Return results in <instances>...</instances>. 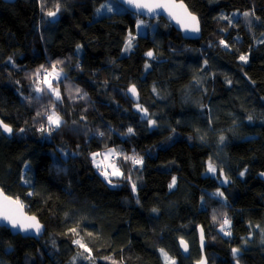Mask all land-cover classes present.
Here are the masks:
<instances>
[{
	"label": "trees",
	"instance_id": "obj_1",
	"mask_svg": "<svg viewBox=\"0 0 264 264\" xmlns=\"http://www.w3.org/2000/svg\"><path fill=\"white\" fill-rule=\"evenodd\" d=\"M106 1L0 0V122L13 130L0 128V189L45 227L37 240L1 228L0 264H165L160 249L195 264L198 228L208 264H236L232 248L239 264H264V0H180L200 22L191 40L117 3L121 11L95 18ZM58 60L55 101L33 74ZM53 101L62 123L49 135L38 129ZM107 148L122 154L112 184L92 164ZM225 215L230 236L219 230Z\"/></svg>",
	"mask_w": 264,
	"mask_h": 264
},
{
	"label": "snow or ice",
	"instance_id": "obj_2",
	"mask_svg": "<svg viewBox=\"0 0 264 264\" xmlns=\"http://www.w3.org/2000/svg\"><path fill=\"white\" fill-rule=\"evenodd\" d=\"M125 3H127L130 7L136 9V10H141V9H146L148 14H153L155 13L156 9H164L169 13L170 16L173 17V19H176L177 23L180 24L181 28L186 31V32H198L199 31V26H198V20L194 15H191L190 13H187L185 10V16L184 18H181L178 14H176L173 9L176 8H181L183 9L184 6L183 4L176 5L174 3L168 2V0H125ZM42 10H43V5H42ZM59 4L56 6V11H46L45 15L48 17H55L57 13L59 12ZM101 9H97V12H100ZM107 11H112V9L109 7L107 8ZM250 15H253L250 12H244L243 16L245 18H248ZM221 19H228L229 24L232 23L231 18L227 17H221ZM143 24L142 20L137 21V27H140ZM135 39L134 36L129 34V38L126 40L125 45H124V51H131L133 48V40ZM221 45H223L225 48L228 47L227 44L223 40L220 41ZM80 45H77V50L80 49ZM145 55L149 59H154V53L152 51H148L145 53ZM241 61L247 62V57L246 56H241L240 57ZM63 61H56L51 65V70L46 68L44 65H41L36 72L33 74L35 77V80L38 84H46L48 92L51 93L52 96L55 97V101H60L61 100V95L59 92V84L56 83L54 84V81H59L61 79L63 69L59 68L58 66L61 65ZM79 67V65H77ZM150 67V65L146 62L145 63V68L147 69ZM35 91L37 93H43L44 88L37 86L35 88ZM155 91V89H153ZM75 92L79 94L81 92V89L76 88ZM128 92L132 94V96H137V90L135 85H132L128 88ZM86 95V94H85ZM84 98V97H81ZM55 101L52 102L51 104V110L50 112L44 113L47 118V127L45 125L41 124L40 128L38 129L41 132H47L49 135L51 133L59 128L62 123V117L58 114L56 111V103ZM137 110L141 111L145 117L148 116L147 110L141 108L139 105H137ZM37 115H41V113H37ZM251 120V117H249ZM154 121L149 119L148 124L149 126L154 125ZM0 128L3 129V132L11 134L12 133V128L6 124H3V122H0ZM21 132L24 131V129H20ZM128 134H134L132 128H128ZM99 135L103 136L104 133H99ZM225 138L223 136L220 137L221 142H223ZM101 155L100 153H93L92 154V159L94 165H96L98 168L101 167V164L97 163L96 161V156ZM113 155H122L120 153H117L115 149H109L106 153L103 154V159L105 161H108V164L104 166L103 170L100 171V175L104 177L106 181H108L110 184L113 183V181L110 179L112 176H121L123 173L120 170V167L116 164L114 160H110L109 158ZM125 160H131L134 165L136 164H142L143 159L136 157V156H123ZM27 168V165L25 166ZM108 168H111V172L108 171ZM208 171L215 173L216 168L215 166L209 162L208 166ZM241 176L244 175V172L240 173ZM261 175H264V173H261ZM23 182L28 183L27 180H24ZM227 178H225V183H227ZM176 183V178H172V183L169 184V188L171 189ZM113 186H115L113 184ZM133 191H135V184H133ZM31 195V193H29ZM217 196L223 197L224 193L217 191L215 194ZM23 204L19 199L13 200L12 198L4 195L3 192H0V222H6V225H10L12 229H16L19 232H23L25 234H28L29 232H34L35 234L39 235L41 231V224L36 220V218L26 216L23 212ZM156 209H153V212H155ZM213 220H216L215 215L213 216ZM258 227V226H257ZM220 232L224 234V236H230L231 235V230H230V220L228 217L225 215L223 222L220 224ZM73 233H76V229H70ZM262 236H264V230H262ZM201 242H202V247H203V233H201ZM264 243V239L261 241ZM73 243L77 244L80 248L84 249L85 252L89 253V256L91 255L90 249L86 247L84 243H82L80 240H74ZM181 246L184 247L185 251H187V245L183 240L180 241ZM232 257L234 260H236V264H239V253L241 249L239 248H232ZM161 255L164 257L165 264H175V260L172 259L171 257L168 256L167 252L164 251V249H160ZM198 264H206V260L204 258H201L200 261H198Z\"/></svg>",
	"mask_w": 264,
	"mask_h": 264
},
{
	"label": "water",
	"instance_id": "obj_3",
	"mask_svg": "<svg viewBox=\"0 0 264 264\" xmlns=\"http://www.w3.org/2000/svg\"><path fill=\"white\" fill-rule=\"evenodd\" d=\"M114 2H116L117 4H119L120 6H122L124 9H126L128 12L132 13L133 15H136V16H139L143 19H146V20H155V19H159V18H162L164 19L169 25H171L176 31L180 32L182 34V36L185 38V39H188V40H191V39H197V38H200V33H201V26H200V22H199V19L196 15H194L193 13L190 12V10L188 9L187 5L183 2V1H180V0H168V2L170 3H174L176 5H180V4H183L184 8L181 9V8H176V9H173V11L178 14L179 16H181V18H184L185 16V10L187 13H190L191 15H194L197 20H198V26H199V31L198 32H186L184 31L180 24L177 23L176 19H173L172 16L169 15V13L167 11H165L164 9L160 8V9H156L155 10V13L153 14H148L147 13V10L146 9H141V10H136L132 7H130L127 3H125V0H113ZM2 2L4 3H7V4H11L13 2H15V0H2ZM0 192H3L1 189H0ZM4 193V192H3ZM4 195H6L4 193ZM8 196V195H6ZM10 197V196H8ZM12 198L13 200H15V198L13 197H10ZM22 212L26 215V216H29V217H33L34 215H30L26 212L25 208L23 207L22 209ZM36 218V220L41 224V231L39 233V235L35 234L34 232H29L28 234H25L23 232H19L18 230L16 229H12L10 225H6V222H0V229L3 228L7 231H9V233L12 235V236H20L22 238H30V239H35L37 240L40 236L43 235L44 231H45V227L44 225L38 220V218L36 216H34ZM201 233L202 230L200 228H198V236H199V244H200V252H201V258H204L206 260V264H208V261L206 259V256L204 255V249H205V245H206V242L204 240V235H203V247H202V242H201ZM186 244V242H185ZM187 245V244H186ZM179 249H180V252L182 255L186 256L187 255V252H188V245H187V251H185L184 247L181 246V243L179 242ZM200 258V260H201ZM199 260V261H200ZM195 264H198V261L195 263Z\"/></svg>",
	"mask_w": 264,
	"mask_h": 264
},
{
	"label": "rangeland",
	"instance_id": "obj_4",
	"mask_svg": "<svg viewBox=\"0 0 264 264\" xmlns=\"http://www.w3.org/2000/svg\"><path fill=\"white\" fill-rule=\"evenodd\" d=\"M118 5L116 4V2L114 3L113 0L112 1L111 0H107L106 2H104L98 8V9H101L100 12H97V10H96V12H95V18H98V17H101V16H105V15H109V14H113V13H117V12L121 11L122 8L120 6H118ZM109 7L112 9V11H110V12L107 11V8H109ZM109 149H113V148H107V149L99 152L101 155L96 156V161H97V163L101 164V167L98 168L96 165H94L93 159H92V164H93L94 167H96V168H98L100 170H103L104 166L108 164V161H105L103 159V154L106 153ZM115 158H116V156L113 155L109 159L110 160H115ZM208 166H209V164H208ZM108 171L111 172V168H108ZM205 174L215 176L216 175V172L215 173H212V172H209L208 169H207V172ZM121 176H112L110 178H118V177H121ZM262 176L264 177V175H262ZM223 180L225 181L224 176L222 177V179H220V182H223Z\"/></svg>",
	"mask_w": 264,
	"mask_h": 264
}]
</instances>
